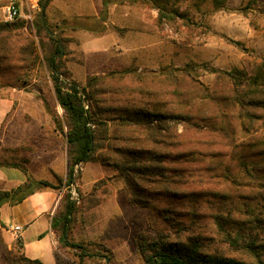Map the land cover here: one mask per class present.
<instances>
[{
	"label": "trees",
	"instance_id": "1",
	"mask_svg": "<svg viewBox=\"0 0 264 264\" xmlns=\"http://www.w3.org/2000/svg\"><path fill=\"white\" fill-rule=\"evenodd\" d=\"M53 1L39 0L31 20L0 21V78L38 89L65 136L67 177L58 184L36 179L21 156L32 150L27 141L0 144V166L27 174L19 186L0 189V208L65 187L51 222L59 242L56 264L105 258L104 245L75 236L81 206L71 192L76 166L100 162L124 182L130 203L148 212L135 240L146 264H264V59L250 69L208 62L165 64L155 72L129 66L83 83L67 66L70 43H80L67 30L102 35L108 28L98 16L73 26L51 20ZM153 3L158 20L188 16L170 0ZM201 68L214 74L211 84L201 79ZM0 241V264H45L22 252L20 238L8 248L1 228ZM60 247L75 253L65 257Z\"/></svg>",
	"mask_w": 264,
	"mask_h": 264
},
{
	"label": "rangeland",
	"instance_id": "2",
	"mask_svg": "<svg viewBox=\"0 0 264 264\" xmlns=\"http://www.w3.org/2000/svg\"><path fill=\"white\" fill-rule=\"evenodd\" d=\"M170 1L181 11H187L188 16H178L172 21L158 20L159 9L153 0H111L107 6L104 0H54L48 8L51 20L73 26L76 19L92 22V17L97 16L93 12L97 11L98 17L107 23L108 34L117 41L130 40L127 43L125 39L119 48L108 47L103 55L94 58L82 55L80 43H70L72 53L67 58V66L73 76L84 83L89 75H102L129 66H135L139 72H155L161 65L183 66L188 62H208L225 69L233 66L250 69L254 62L264 59L261 30L264 0L254 3L252 0ZM66 34L78 39L94 35L84 29L67 30ZM200 76L208 84L214 80V74L205 68L200 69ZM3 82L0 78V95L20 88L37 97L38 89L33 83ZM46 93L54 103L49 91ZM42 109L52 122L44 124L42 136L25 140L32 150L21 156L28 158L27 164L36 175H47L58 184L60 178L65 182L67 177L66 140L43 104ZM57 110L63 114L60 106ZM52 130L57 134H51ZM1 135L2 129V145ZM64 190L65 187L61 191ZM71 192L76 193V201L81 206L75 236L87 234L106 247L107 256L90 258L89 264H146L135 240L146 229L148 212L130 203L124 182L115 178L112 168L100 162L77 165ZM60 253L69 257L75 250L61 248Z\"/></svg>",
	"mask_w": 264,
	"mask_h": 264
},
{
	"label": "crops",
	"instance_id": "3",
	"mask_svg": "<svg viewBox=\"0 0 264 264\" xmlns=\"http://www.w3.org/2000/svg\"><path fill=\"white\" fill-rule=\"evenodd\" d=\"M9 2L10 0H0V21L5 20ZM17 2L20 16L27 19L32 17V10L37 9L39 4V0H17ZM93 14L98 16L97 11ZM103 23L107 24L105 21ZM125 39L127 43L130 41L128 38ZM125 39L117 41L108 32L102 35L90 34L89 37L85 35L84 38H79L82 55L90 58L100 57L106 50H109L108 47L110 49L119 48L120 45L125 43ZM51 122L50 116L43 111L42 104L35 93L32 94L18 88V90H9L8 93L0 95L2 146L16 147L25 140L32 141L39 138L44 131V124H51ZM51 134H57V131L52 130ZM27 167L36 179H47L54 182L47 175H36L29 164H27ZM26 180L27 174L22 169L12 166H0L1 190L13 189ZM63 194L64 191L45 189L35 192L14 206L4 204L0 208V228L8 248H16L17 245V238L9 227L12 224H19L23 226V231L20 234L22 252L30 258L42 260L45 264H56L55 251L59 242L58 235L52 229L51 222ZM3 252L4 245L0 241V257Z\"/></svg>",
	"mask_w": 264,
	"mask_h": 264
},
{
	"label": "built area",
	"instance_id": "4",
	"mask_svg": "<svg viewBox=\"0 0 264 264\" xmlns=\"http://www.w3.org/2000/svg\"><path fill=\"white\" fill-rule=\"evenodd\" d=\"M17 17H20V9L18 6V2H17V0H10L9 4L7 6V10H6L5 21H13ZM261 30H262V33L264 35V23L261 27ZM72 198L75 200L78 198L76 193H72ZM9 229L15 235V237L18 239V238H20V234L23 231V226L19 225V224H12V225H10Z\"/></svg>",
	"mask_w": 264,
	"mask_h": 264
}]
</instances>
